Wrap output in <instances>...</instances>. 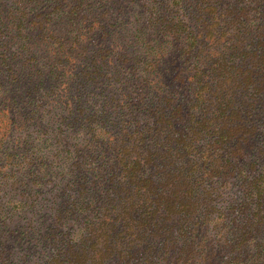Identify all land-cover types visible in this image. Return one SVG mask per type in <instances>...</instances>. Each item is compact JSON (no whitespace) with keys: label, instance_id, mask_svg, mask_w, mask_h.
Wrapping results in <instances>:
<instances>
[{"label":"trees","instance_id":"1","mask_svg":"<svg viewBox=\"0 0 264 264\" xmlns=\"http://www.w3.org/2000/svg\"><path fill=\"white\" fill-rule=\"evenodd\" d=\"M0 264H264V0H0Z\"/></svg>","mask_w":264,"mask_h":264}]
</instances>
